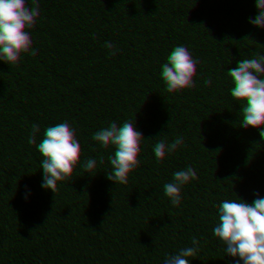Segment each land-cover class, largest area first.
<instances>
[{
	"label": "trees",
	"instance_id": "obj_1",
	"mask_svg": "<svg viewBox=\"0 0 264 264\" xmlns=\"http://www.w3.org/2000/svg\"><path fill=\"white\" fill-rule=\"evenodd\" d=\"M212 104L215 130L188 136ZM215 143L235 158L208 177ZM0 157V264H264V0H148L116 26L82 0H0Z\"/></svg>",
	"mask_w": 264,
	"mask_h": 264
},
{
	"label": "clouds",
	"instance_id": "obj_2",
	"mask_svg": "<svg viewBox=\"0 0 264 264\" xmlns=\"http://www.w3.org/2000/svg\"><path fill=\"white\" fill-rule=\"evenodd\" d=\"M147 3L148 0H82V7L98 18H104V14H107L110 24L116 26L122 21L132 22L137 20L142 15ZM205 34L203 28L197 29L195 35L192 32H186L173 45L174 51L179 55L190 54L191 49L195 48ZM204 86L205 80L202 76L198 74L187 76L180 81V86L175 91L173 103L178 108L190 105L196 98L201 96V89ZM218 112L217 105H209L207 110L199 117V120L191 124L186 134L194 138L208 137L216 128ZM65 119L73 129L81 130L92 124L94 116L85 108L70 111ZM81 154L86 156L89 155V152L84 151ZM234 158L235 154L227 143H215L211 145L207 153L198 157L196 169L199 173L208 177L220 176L226 170L224 162L231 161ZM142 264H160V261L147 257L142 261Z\"/></svg>",
	"mask_w": 264,
	"mask_h": 264
}]
</instances>
